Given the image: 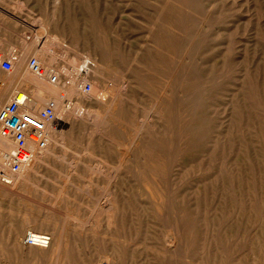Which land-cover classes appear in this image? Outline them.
Segmentation results:
<instances>
[{"label":"rangeland","instance_id":"374dc122","mask_svg":"<svg viewBox=\"0 0 264 264\" xmlns=\"http://www.w3.org/2000/svg\"><path fill=\"white\" fill-rule=\"evenodd\" d=\"M0 57L62 106L0 181V264H264V0H0Z\"/></svg>","mask_w":264,"mask_h":264},{"label":"built area","instance_id":"2783aa9c","mask_svg":"<svg viewBox=\"0 0 264 264\" xmlns=\"http://www.w3.org/2000/svg\"><path fill=\"white\" fill-rule=\"evenodd\" d=\"M2 59L0 57V61ZM0 64L4 70L13 68V63L9 59H3ZM30 67L33 72L44 73L42 64L36 57L30 59ZM56 79L57 75H53L52 81ZM1 84L0 82V86ZM84 89L91 92L92 85L86 84ZM28 102V96L24 93L22 98L14 97L0 109V135L14 146L10 153L0 151V157H4V162L0 164V181L4 183L9 184L13 174L20 172L37 152L48 147L49 127L57 128L61 123L57 114L58 104L54 99L48 100L37 115L25 110ZM26 243L30 245L34 243L30 235Z\"/></svg>","mask_w":264,"mask_h":264},{"label":"bare ground","instance_id":"6f19581e","mask_svg":"<svg viewBox=\"0 0 264 264\" xmlns=\"http://www.w3.org/2000/svg\"><path fill=\"white\" fill-rule=\"evenodd\" d=\"M48 32V31H47ZM30 52H28V51H25V52H23L22 54V62H25L24 60L27 58V56H28V54H29ZM41 62V61H40ZM21 67V66H20ZM43 67V66H42ZM49 67H50V65H49ZM48 68V67H47ZM47 68H43L44 69V73L43 74H38V73H36V72H34V74L36 75V76H45L46 75V73H47V71H49V70H47ZM50 71L52 72V70L50 69ZM49 71V72H50ZM49 74V73H48ZM48 76V75H47ZM35 76L33 75L32 76V78L31 79H27V78H22L21 80H19V81H14V88H15V92L13 93V98L14 97H20V98H22L23 96H24V88H22L24 85H26V84H28V83H30V84H33L34 86H35V84H34V80H35V78H34ZM57 78H58V76H57ZM57 84V83H56ZM29 85V84H28ZM27 86V85H26ZM74 86H81V84H80V82L78 81V80H75L74 81V84H73V87ZM12 87V86H11ZM32 89V88H31ZM30 89V90H31ZM83 90V89H82ZM1 92V91H0ZM3 92V91H2ZM5 92V91H4ZM3 94V93H2ZM27 94V96H28V100H29V102H28V105L25 107V110L26 111H28V112H30V113H32V114H34V115H37L43 108H39L40 110H38V104H42V105H46V104H44V103H46L44 100H42V99H40V98H37L36 96H34V95H29V93L27 92L26 93ZM12 98V99H13ZM11 99V100H12ZM1 100V99H0ZM10 101V100H9ZM114 102H117V101H114ZM113 103V102H112ZM116 104V103H115ZM113 105L111 104V106L110 107H112ZM64 107V106H63ZM62 108V106L61 105H58V109H57V112L59 111V109H61ZM112 108H114V107H112ZM111 108V109H112ZM110 109V108H109ZM115 109V108H114ZM111 111V110H110ZM112 111L114 112V110L112 109ZM112 112V113H113ZM108 113H109V110H108ZM109 115V114H108ZM103 119H106V118H102V119H99L98 120V124L100 123V122H102L103 121ZM113 121V120H112ZM111 123V122H110ZM115 123V122H114ZM104 127V126H103ZM56 129L55 128H50L49 127V132H48V147H49V144H50V142L53 140L54 141V143H60V140L61 139H59V138H61L60 137V132L59 131H55ZM96 130V129H95ZM62 134V133H61ZM64 140V139H63ZM135 140H137V139H135ZM0 141H1V149L2 150H4V151H6V152H11V151H13V149H14V146L11 144V143H9L6 139H4L1 135H0ZM134 142H136V141H134ZM142 142V141H141ZM143 143V142H142ZM62 144V143H61ZM138 144V143H137ZM136 144V145H137ZM140 144V143H139ZM138 146V145H137ZM47 147V148H48ZM139 147V146H138ZM46 148V149H47ZM45 149V150H46ZM129 149V148H128ZM140 149V148H139ZM135 150V149H134ZM44 151V150H43ZM127 151V150H126ZM132 151V150H131ZM39 152H42V151H39ZM39 152H37V153H39ZM128 152V151H127ZM129 152H130V150H129ZM134 152V151H133ZM36 153V154H37ZM127 154V153H126ZM130 154V153H129ZM133 154V153H132ZM126 156V155H125ZM128 156V155H127ZM34 158V156L32 157V159ZM133 158V157H132ZM32 159L30 160V162L28 163V164H26V165H24L23 167H22V169L23 168H25V167H27V166H29L30 165V163H31V161H32ZM127 159H128V157H127ZM145 160V159H144ZM133 161H135V159L133 160ZM153 161V160H152ZM151 161V162H152ZM4 162V160L3 161H0V164H2ZM122 165V164H121ZM22 169H21V171H22ZM20 171V172H21ZM20 172H18V173H20ZM23 174V172L21 173V174H19L18 176H21ZM18 176H16V178H15V180H14V182H13V185H11V186H8L7 188L9 189V190H14L15 189V184H16V182H17V177ZM146 178V177H145ZM144 178V179H145ZM145 180H147V179H145ZM12 183V182H11ZM5 185V184H4ZM146 185V184H145ZM149 185V184H148ZM6 186V185H5ZM6 188V187H5ZM8 190V191H9ZM90 191V190H89ZM13 192V191H12ZM122 192V191H121ZM123 193V192H122ZM103 194H104V196H105V199H106V202H105V205L104 206H106V209H107V212L110 214L108 217H106V218H108L109 219V223H113L114 222V219H115V216H116V210H117V207H116V202L114 201V199H113V197H112V199H111V197H110V193H109V191L107 190V188L106 189H104L103 190ZM114 194H116V193H114ZM112 195V194H111ZM117 195L118 194H116V197H117ZM117 199V198H116ZM103 206V207H104ZM87 207V206H86ZM105 209V208H104ZM105 209V210H106ZM124 209V208H123ZM104 211V210H103ZM102 211V212H103ZM178 211V210H177ZM179 212V211H178ZM177 212V213H178ZM105 213V212H104ZM119 214V213H118ZM106 216V215H105ZM177 216H178V214H177ZM104 218V217H103ZM123 218V217H122ZM121 218V219H122ZM117 219H118V217H117ZM118 221V220H117ZM122 221H123V219H122ZM179 221H180V219H179ZM118 223H120L119 221H118ZM123 224L124 223H122V226H123ZM177 225V224H176ZM178 225H180V224H178ZM177 225V226H178ZM178 228V227H177ZM27 229V228H26ZM110 229V228H109ZM173 230H174V228H173ZM27 231V230H26ZM176 231H178V230H176ZM55 232V231H54ZM27 234H29L31 237H32V239H33V241H34V243H32L30 246H40V247H44L45 249L47 248V247H50V241H51V239H52V237H54L55 236V234L53 233V232H51V233H48V232H45V231H41V230H33L32 228L30 229V230H28V232H27ZM169 234V233H168ZM173 235H175V233L173 234H171V241H172V244H175V243H177V241H178V239L177 238H175ZM177 236V235H176ZM111 238V237H110ZM105 239H107V238H105ZM170 239V238H169ZM112 240H113V237H112ZM61 244V243H60ZM59 244V245H60ZM170 245H171V243H169ZM180 246V245H179ZM179 246H178V248H179ZM65 247V246H64ZM175 248H176V245H175ZM62 249V248H61ZM174 251H175V249H174ZM173 251V252H174ZM177 252H178V250H176ZM176 251H175V253H176ZM53 253H54V255H56V257L57 258H59L60 257V255L62 254V253H60L58 250H56V248H54L53 249V251H52ZM178 254V253H177ZM176 254V255H177ZM60 259V258H59ZM60 261V260H59ZM63 261V260H62ZM57 263V262H56ZM55 263V264H56ZM112 264V263H111Z\"/></svg>","mask_w":264,"mask_h":264},{"label":"crops","instance_id":"0c3cea01","mask_svg":"<svg viewBox=\"0 0 264 264\" xmlns=\"http://www.w3.org/2000/svg\"><path fill=\"white\" fill-rule=\"evenodd\" d=\"M4 59V58H3ZM2 59V60H3ZM1 60V61H2ZM0 61V62H1ZM0 66H1V64H0ZM1 68H2V66H1ZM3 69V68H2ZM4 70V69H3ZM14 82H11V81H9V80H6V81H3L2 82V84H1V86H0V88H1V92H0V109H1V107L5 104V103H7L9 100H11L12 98H13V93L15 92V88H14ZM9 85H12V87L9 89V90H7L6 91V89H8V87H9ZM3 91V92H2ZM5 91V92H4ZM24 92H25V90H24ZM3 93V94H2ZM25 93H27V92H25Z\"/></svg>","mask_w":264,"mask_h":264}]
</instances>
